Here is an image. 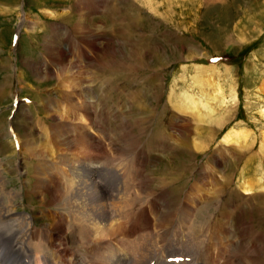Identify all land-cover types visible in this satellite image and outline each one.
<instances>
[{
  "label": "rangeland",
  "instance_id": "rangeland-1",
  "mask_svg": "<svg viewBox=\"0 0 264 264\" xmlns=\"http://www.w3.org/2000/svg\"><path fill=\"white\" fill-rule=\"evenodd\" d=\"M149 1L148 5L146 0H0V160L4 159L1 169L9 180L7 187L27 188V180L36 183L34 176L46 179L48 171L60 167L70 170L75 159L82 158L87 167L90 161L83 152L92 145L91 137L97 139L96 130L104 129L107 135L98 138L107 144L103 151L114 155L113 165L99 163L103 160L96 159L99 151L94 161L105 175L113 174L109 178L119 191L140 192V198L127 200L122 212L126 222L140 228L132 239L144 238L133 254H142L146 244L150 248L152 229L168 226L169 236L186 228L189 202L198 205L191 228L203 232L205 246L199 252L208 263L225 256L220 264L229 260L237 264L239 258L248 259L245 264H264V0ZM17 30L21 37L14 42ZM216 57L221 59L212 62ZM211 81L208 118L193 122L175 108L180 95L198 98ZM73 90L98 104L97 128L89 120L81 124L80 117H86L77 107L81 98L70 100ZM43 101L51 105L46 119ZM60 122L66 125L62 135L57 133ZM72 124L80 128L79 137ZM90 127L96 129L91 134L83 130ZM239 129L252 133L247 145L222 143L230 131ZM13 136L18 143L12 142ZM23 136L33 139L30 149ZM62 136L69 138V150L62 145L60 151L58 143L53 144ZM200 139L204 147L195 145ZM97 142L104 148V142ZM44 145L55 154L47 155ZM61 154L70 162H58ZM98 180L101 189L104 183ZM246 180L255 183L251 193L242 188ZM192 195L199 200L188 201ZM54 202L49 194L20 199L16 214L30 213L36 225L54 226ZM219 223L228 226L232 243L237 239L222 253L209 250L223 232ZM175 238L184 241V233ZM222 238L224 246L226 236ZM115 242L108 244L113 248ZM162 243L156 246L161 248ZM177 243L172 241L167 249L172 251ZM188 245L190 251L198 248ZM119 247L120 243L115 245ZM234 249L244 252L235 255Z\"/></svg>",
  "mask_w": 264,
  "mask_h": 264
},
{
  "label": "bare ground",
  "instance_id": "bare-ground-1",
  "mask_svg": "<svg viewBox=\"0 0 264 264\" xmlns=\"http://www.w3.org/2000/svg\"><path fill=\"white\" fill-rule=\"evenodd\" d=\"M146 1L147 2H145V3H147L148 5L151 4V1H149V0H146ZM25 24H26V22H25ZM21 33H22V31H21ZM20 37H21V35H20ZM20 37H19V39H20ZM54 47H55V45H54ZM211 78H213V73H211V75H209V79H211ZM197 79L199 81H202V79L200 77H197ZM198 80H196L197 83H198ZM213 81H211V83L205 84L206 88H208V89L202 91L201 94L199 91L198 98L196 95H195V97L193 95L189 96V95H187V93L180 95L179 97H181V100L178 102V104H177V102H175L178 105L175 108L178 109V111H180V113H182L183 115L190 116L192 118L193 122L198 121V120L204 121V119H203L204 115L206 116V114L208 112H210V110L212 109V108H210L211 107L210 101L212 102V98H210L209 88H213ZM202 85H204V84H201L199 86L202 88ZM217 85H220V84L217 83ZM95 88H96V85H95ZM95 88L93 89L94 92H95ZM75 90H77V89H75ZM232 93H235V92H232ZM70 96H73L72 99L70 98V100H73V99L75 100V96L81 98V100H79L80 103L78 104L77 107H78V109H80L82 111L81 113H83V115L86 117V119L83 116L80 117L81 124H84L87 120H89L94 124L95 128H97V122L95 121V114H96V108L98 107V104H95L93 101L87 99V96L86 95L83 96L82 92H80L78 94L76 91L73 90V92ZM74 100H73V102H74ZM53 102H51V103H53ZM42 103H43L42 107H44V110H47L46 113H44V115H43L44 119H46L47 117L45 116V114H47V112L51 109V107H50L51 105H49L50 101H46V102L43 101ZM76 104H74V107ZM75 109H76V107H75ZM98 109H97V111H98ZM20 110H22V109H20ZM103 110H106V109H103ZM42 113H43V111H42ZM211 114L214 115V113H212V112L210 113V115ZM262 116L264 117V110L262 111ZM211 117H213V116H211ZM53 118H56V117L53 116ZM103 120H104V118H103ZM38 121L40 122V125L43 123L39 119H38ZM59 124L60 125L58 126V129H57L58 135H60L61 132H63V130L66 126L64 122H60ZM71 128H72V132L75 130V132H77L76 136L79 137L80 128L78 131L76 128H74L73 124L71 125ZM95 128L90 127L88 129H83V130L89 132V131L96 130ZM248 130L247 129H245V131H243L242 129H239L238 131L232 130V131H230V133H228L225 137L222 138V143L223 144H236V145H239L240 147H242L245 144L247 145L250 141L249 139L252 137L251 136L252 133ZM96 131H97L96 132L97 139H95L96 137L95 138L91 137L90 139H92V145H90L87 150H84V152L81 151V152H83L85 157L88 159V161H90V162H88L89 164L86 165L87 167H84L85 165H83L81 163L82 158H79L80 160L75 159L76 163L75 162L72 163V168L70 170L68 167H60L53 172L48 171L49 174H48V177L46 179H40L39 176L36 175V176H34V178L37 179L36 183L34 182V180H31V181L27 180L28 183H26V185H28V187L25 188V186H22L21 190L8 189L9 187H7V185H8L9 180H7V178L5 177L6 175L4 176V173H3L4 170L1 169L2 164H3V160H4V159L2 160V158H1L2 161L0 160V264H28V263H31V261L33 260L34 257L35 258L33 260L34 261L33 264H125V261L127 260V258L133 254L132 251L137 246L143 244L142 243L143 242L142 237L138 238L141 241L133 242V239H132L133 236L137 235V231L140 228H136L133 223L130 224L129 222H126L123 215H122V212L124 210L123 205L130 202V201H127L128 199L130 200V199H134V198H140L139 197L140 192L139 191H133V193H130V192L127 193L125 191L124 192L119 191V189L116 188V187H118V185L115 182V180L110 179L111 177L109 178V176H112L113 174L108 171L109 174L105 175L103 170H102L103 168L101 169V165H98L94 161V156L96 155L95 153H97L98 151H99V155L96 158L97 161H98V157L102 156L103 160L100 163H104V164H106V166H108V163H110V165H113V157H114V155L111 156V154H107L106 151L105 152L103 151V149L106 150L107 144L104 140H102L101 138H98V134L99 135H101V134L107 135V132H105L106 130L104 131V129H102L100 131L99 130H96ZM55 132H56V130H55ZM89 133L91 134V132H89ZM15 136H13V138H11L12 142L14 141V142L18 143V140H16ZM24 136H23L24 140L26 139L25 143L27 146H29V149H30L31 144L32 145L34 144V142H32L33 139L30 140L29 136H26V137H24ZM262 138H263V142H264V133H262ZM62 139H64V140L62 142H60ZM97 140H100L101 142L105 143L104 148L98 147ZM57 143H58V148H57L58 150L62 151V149H61L62 145H63L62 146L63 148L65 146V148L67 150H69L68 145L70 144V140L68 137L64 138V136H62L58 142H55V140H53V144L56 145ZM203 143H204L203 139L195 141V145L199 146V147H204ZM20 146H23V145H20ZM261 146H263V145H261ZM46 147H47V145H44L43 149H45V152L47 155L55 154V152L53 151L54 149L51 148L50 150H48L47 149L48 147L47 148ZM98 148H99V150H98ZM146 152H148V151H146ZM70 153H71V151H70ZM64 155L65 154L60 155L61 160L58 158L59 159L58 162H60L61 164L70 162L69 159H67V161H66V159H65L66 156H64ZM54 159H55V157H54ZM134 161H133V163H134ZM144 163H145V161H144ZM38 165H40V164H38ZM40 166H37V167L40 168ZM123 166H126V164H123ZM139 167H141V164H139ZM105 168H107V167H105ZM3 169H5V168H3ZM11 171L12 170H10V172ZM43 172H44L43 170L42 171L40 170V174ZM36 174H39V173H36ZM120 174H121V176H124L123 173H120ZM98 179L103 180V183H104V185L101 187V189L97 183ZM147 181H148V179H147ZM253 184H255V183H253ZM253 184L249 180L245 181V184L242 186V188L245 190V193H251L253 186H254ZM127 185H128V183H127ZM104 190H107V191L105 192ZM47 194L52 195V197L55 199V202H54L55 207L53 206L55 208V212L53 213V216H51L56 220V223L54 226H42V225L38 226V225H36L35 215H31L30 213H28V214L27 213H17L16 214L15 207H16V203L18 200L21 199L22 202H24L26 198L33 200L37 195H44L45 196ZM244 198H246V196ZM248 198H250V197H248ZM169 200H171V199H169ZM182 200H184V199H182ZM195 200H197V199H194L193 195L190 197V199H188V201H190V202H193V201L195 202ZM244 201H245V199H244ZM180 203H182V202H180ZM50 204H52V203H50ZM169 204H172V202ZM176 204H178V203H176ZM198 204H199V202H198ZM135 209H137V207ZM171 209H173V208H171ZM171 209H169V210H171ZM204 209L207 210L206 208H204ZM197 210H198V205L192 204V206H191V205H189V202L186 203L185 211H186L188 217H187V222H185L186 223L185 225H186L187 229L183 228V229H181V231H179L177 233L172 232L169 236H168V231L165 230L168 227L167 225H166L167 227H165L164 230H160V231L158 230V233L155 232L153 234L151 233L152 232L151 227L148 228V233H151V235H152V237L150 239L153 241V244L150 241L151 242L150 246L152 247L153 251L156 252L157 254L160 251L161 252H174L170 256H178L180 254H177L176 252H178L179 250H184L187 252H191L194 255H197L201 258H204L205 257L204 252L202 254H200V252H199V251H202V249L205 246V242L203 241L202 235H200L201 233L203 234V232H201L199 234L198 230L195 229L194 226H193V229L191 228V223L193 220L192 218L194 217V214L196 213ZM160 211H161V209H160ZM34 212L35 211H33V213ZM171 212H172V210H171ZM142 214H143V212H142ZM168 215H169V213H168ZM177 216L175 215L174 217L176 218ZM184 218L185 217H183V219ZM228 218L230 219V217H228ZM228 218H226V219H228ZM224 221L226 222V220H224ZM152 222H153V220H152ZM168 222H169V220H168ZM183 223L184 222H182V224ZM158 225H160V224H158ZM171 225L172 224L170 223V227L172 228ZM219 225H220L219 228L223 229V232L222 233L220 232L221 235L218 237L217 240L215 239L217 243L215 244L214 248H210L209 250H211V251L214 250L215 252L222 253V251H224L226 249V245L228 243H232V241L230 239V231H229L228 226H225L224 224H220V223H219ZM188 228H191L190 234H189L190 235L189 239L191 241L188 240V235H187ZM184 229L186 232L184 231ZM213 230H214V228H213ZM235 230H237V229H235ZM206 231H208V229H205V232ZM182 232L184 233V239L185 240L183 242H180L181 238L176 239L175 235L176 234L182 235L183 234ZM215 232H216V230H215ZM196 233H198V234H196ZM167 236L169 238V242L166 246V245H164V241H165ZM223 236H226V239L224 238L226 240L224 243L225 244L224 246H222V243H221ZM125 238H128L127 241H125ZM253 238L255 239V237H253ZM174 239H175V241L178 240V243H177L178 247L177 248L174 247L172 249V251H170L167 248L172 244V241H174ZM238 240H239V242H238V244H239L240 239H238ZM109 241H116L115 243L118 245L120 243L121 247L113 250V248L110 247L111 245L109 246V244H108ZM159 241H162L163 242L162 244L164 245V246L162 245L163 247H161V248H158L156 246V244ZM235 241H237V239H235ZM235 241L232 243V245L237 244V242L235 243ZM147 242H148V239H147ZM186 244H189L190 246L194 245V248L196 245L198 248L196 250L190 251L186 248ZM4 245L6 246V248L2 247ZM171 247H173V246H171ZM189 248H191V247H189ZM228 248L229 247H227V249ZM241 249H243V248L241 247L240 250ZM238 252L239 251L236 252V250H235V252H234L235 255H236V253L237 254H239L240 252L243 253L244 250H243V252L242 251H240L239 253ZM246 255H247V253H246ZM37 256L43 257L42 262H40V260H37V258H36ZM115 256L117 258H115ZM247 260L245 258H239V260H236V263L237 264H245L246 262L244 263V261H247ZM19 261H21V262H19ZM229 262H230V260L225 264H229ZM204 264H210V263H208V261L207 262L205 261Z\"/></svg>",
  "mask_w": 264,
  "mask_h": 264
}]
</instances>
